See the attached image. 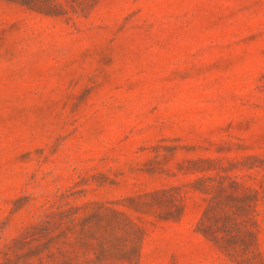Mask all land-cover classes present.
Returning a JSON list of instances; mask_svg holds the SVG:
<instances>
[{
  "label": "rangeland",
  "instance_id": "374dc122",
  "mask_svg": "<svg viewBox=\"0 0 264 264\" xmlns=\"http://www.w3.org/2000/svg\"><path fill=\"white\" fill-rule=\"evenodd\" d=\"M0 264H264V0H0Z\"/></svg>",
  "mask_w": 264,
  "mask_h": 264
}]
</instances>
